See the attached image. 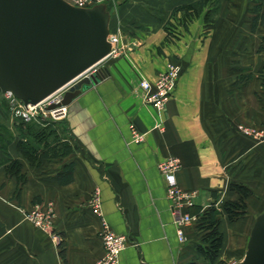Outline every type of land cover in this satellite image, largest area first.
I'll return each instance as SVG.
<instances>
[{"label":"crops","instance_id":"crops-1","mask_svg":"<svg viewBox=\"0 0 264 264\" xmlns=\"http://www.w3.org/2000/svg\"><path fill=\"white\" fill-rule=\"evenodd\" d=\"M191 2L111 6L109 30L118 43L100 63L105 77L83 87L62 118L71 153L31 165L16 133L0 148V264H93L103 254L102 218L126 237L119 264H210L197 251L203 231L193 219L181 226L180 242L176 214L197 218L211 204L237 199L232 182L252 194L243 217L219 215L223 244L212 264L242 260L264 210V138L240 129L264 131V23L252 27L254 0H206L186 19L181 8ZM207 13L213 22L205 23ZM169 64L179 66L178 76L158 106L148 99L153 88L140 82L153 84ZM133 130L141 139L133 140ZM9 158L20 162L18 173L6 172ZM172 158L189 205L175 207L167 195L159 164ZM36 206L50 208L49 230L25 217Z\"/></svg>","mask_w":264,"mask_h":264},{"label":"water","instance_id":"water-1","mask_svg":"<svg viewBox=\"0 0 264 264\" xmlns=\"http://www.w3.org/2000/svg\"><path fill=\"white\" fill-rule=\"evenodd\" d=\"M108 2L77 6L68 0H0V94L10 91L24 105L66 88V106L95 84L111 51ZM264 264V210L251 228L242 260Z\"/></svg>","mask_w":264,"mask_h":264},{"label":"trees","instance_id":"trees-1","mask_svg":"<svg viewBox=\"0 0 264 264\" xmlns=\"http://www.w3.org/2000/svg\"><path fill=\"white\" fill-rule=\"evenodd\" d=\"M254 1L255 4L251 8V12L254 13L252 17L253 28L258 21L264 23V13L260 9L261 0ZM205 2L206 0H193V2L183 6L181 9H183L185 18L190 19L189 10L197 14ZM108 7H111L109 2ZM217 9L218 4L212 11L210 10L211 13L213 12L212 15H215ZM212 15L209 16L208 13L205 15V23L214 21ZM184 25H186L185 22ZM58 123L60 124L59 121L38 118L29 122L14 120L11 123L13 127L11 130L1 125L0 148L5 151L7 145L13 139V133H16L18 136V150L31 165H37L44 159L66 156L72 152L73 147L67 139H63L62 130L60 132ZM71 166V163L65 166V172L70 174ZM20 167L21 164L17 159L9 158L5 170L7 173L14 174L20 171ZM230 187L239 194L237 199L224 200L219 206L220 208L211 204L195 220L197 227L203 231L202 242L197 245V251L210 264L217 260L223 244V234L219 230L221 221L219 215L224 213L229 221H236L243 217L247 210L246 199L252 194V190L243 184L232 182ZM221 264H224V262H221Z\"/></svg>","mask_w":264,"mask_h":264},{"label":"built area","instance_id":"built-area-1","mask_svg":"<svg viewBox=\"0 0 264 264\" xmlns=\"http://www.w3.org/2000/svg\"><path fill=\"white\" fill-rule=\"evenodd\" d=\"M102 3V0H80L77 6H91L93 4ZM89 4V5H87ZM111 36V51L108 55L116 51L118 37L115 34H110ZM107 55V56H108ZM106 56V57H107ZM179 66L176 64H169L164 72L161 73L159 78L152 83L146 80L140 82L141 86L150 91L153 88L152 93L149 96V100L155 101L158 106H162L167 95L172 90L175 80L178 76ZM65 87L58 89L55 92L51 93L43 100L36 104H26L24 105L22 101L17 99L10 91L3 92L2 94L6 97L7 101L12 105V110L14 116L24 122H29L32 120H37L38 118L49 117L54 120L62 119L66 113V106H57L53 109L47 110L46 107L53 103H58L65 91ZM240 129L245 134H253L258 137L264 138L263 130H255L240 126ZM133 140L141 139V135L137 134L134 130L132 131ZM179 165L178 161L175 159H167L163 162H160L159 169L166 174L167 176V185L166 192L168 197L172 200L173 205H179L182 202L186 204H191L190 196H187L185 193H181L178 185L174 181L172 172ZM97 195V194H96ZM95 207L99 210L100 202L98 197L95 199ZM51 210L50 208L42 210L38 206L31 209L25 214V217L30 220L33 225L42 229L48 230L51 225ZM175 222L178 225L177 235L180 242L185 241L182 225L190 222L191 220H196L195 216H191L188 213L176 214ZM102 231L100 234L103 254L97 259L93 264H119V255L120 252L125 248L127 240L125 235L115 232L107 223V221L102 218Z\"/></svg>","mask_w":264,"mask_h":264},{"label":"rangeland","instance_id":"rangeland-1","mask_svg":"<svg viewBox=\"0 0 264 264\" xmlns=\"http://www.w3.org/2000/svg\"><path fill=\"white\" fill-rule=\"evenodd\" d=\"M69 2H71L72 4H78V2L80 1V0H68ZM122 1V0H121ZM102 2H109L110 4H111V6L113 7V8H116V6H117V4H118V0H102ZM87 5H89V4H87ZM169 23V22H168ZM167 29V31L168 30H170V31H174V30H172L171 29V27H169V29L168 28H166ZM169 32V31H168ZM167 32V33H168ZM111 34V33H110ZM5 116V117H4ZM14 118V120H19V119H17L15 116H14V114H13V110H12V105L7 101V99H6V97L1 93L0 94V126L2 125V126H4V127H6V128H8V129H12L11 127V125L12 124H9L8 122L10 121V119L9 118H12V117ZM5 118H7V120L5 119ZM12 118V119H13ZM45 119H48V120H52V119H50L49 117H45ZM13 120V121H14ZM20 121V120H19ZM54 121V120H53ZM55 121H59L60 122V124L58 123V128H59V130H60V132H61V130H62V132H64L65 131V127H64V124L62 123V121H63V119H58V120H55ZM247 202V201H246ZM30 221V220H29ZM31 222V221H30ZM32 223V222H31ZM33 224V223H32ZM49 230V229H48Z\"/></svg>","mask_w":264,"mask_h":264}]
</instances>
